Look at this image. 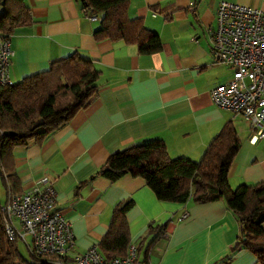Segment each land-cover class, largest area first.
Listing matches in <instances>:
<instances>
[{
	"label": "crops",
	"instance_id": "0c3cea01",
	"mask_svg": "<svg viewBox=\"0 0 264 264\" xmlns=\"http://www.w3.org/2000/svg\"><path fill=\"white\" fill-rule=\"evenodd\" d=\"M224 1L264 11V0H131L130 17L143 19L163 41L161 51L143 54L122 40L96 41L100 17L91 20L78 0H25L32 22L11 36L15 83L75 52L101 70L99 92L89 107L42 145L15 149L23 191L46 182L54 186L56 207L72 223L74 253L99 247L116 205L132 200L127 219L140 260L147 254L150 264H215L230 255L240 225L224 201H161L143 178L131 175L116 182L96 176L80 185L113 153L154 139L165 141L172 158L199 161L229 121L241 142L231 186L264 181V138L253 142L245 116L211 99V90L233 76L211 48L209 28ZM164 224L163 236L151 230ZM229 264H257V258L239 248Z\"/></svg>",
	"mask_w": 264,
	"mask_h": 264
},
{
	"label": "trees",
	"instance_id": "16d2710c",
	"mask_svg": "<svg viewBox=\"0 0 264 264\" xmlns=\"http://www.w3.org/2000/svg\"><path fill=\"white\" fill-rule=\"evenodd\" d=\"M78 1L90 15L100 17V26L94 31L96 41L122 40L137 45L143 54L163 49L157 32L147 27L143 19L130 17L131 0ZM1 6V34L11 37L17 27L32 22L25 0H0ZM100 76L101 70L92 59L75 52L53 61L48 70L26 76L14 85L0 84V179L7 197L10 192L23 191L15 165V149L42 145L80 110L89 107L97 98ZM240 145L232 121L223 126L199 161L185 156L172 158L165 141L154 139L113 153L80 185H87L96 176L116 182L131 175L143 178L161 201H224L239 221L240 234L230 255L215 264H229L239 248L251 251L257 264H264V181L237 188L229 181ZM132 205V200L121 201L114 209L109 230L99 243V250L107 260L129 253L132 241L127 213ZM2 207L0 200V264H56L51 257L32 252L30 259L22 255L18 239L7 237ZM151 230L163 236L166 224L152 226ZM140 262L150 264L148 255Z\"/></svg>",
	"mask_w": 264,
	"mask_h": 264
},
{
	"label": "built area",
	"instance_id": "2783aa9c",
	"mask_svg": "<svg viewBox=\"0 0 264 264\" xmlns=\"http://www.w3.org/2000/svg\"><path fill=\"white\" fill-rule=\"evenodd\" d=\"M96 20V15L90 16ZM212 53L233 69L232 78L211 90L213 103L245 116L250 139L264 138V11L250 5L221 2L216 25L209 28ZM14 51L11 37L0 33V84L14 85L10 64ZM57 192L50 182L22 192H10L3 204L8 239L28 242L37 256L51 257L56 264H141L131 244L126 257L107 260L98 246L74 253L72 223L56 207ZM186 214L184 217H187Z\"/></svg>",
	"mask_w": 264,
	"mask_h": 264
},
{
	"label": "rangeland",
	"instance_id": "374dc122",
	"mask_svg": "<svg viewBox=\"0 0 264 264\" xmlns=\"http://www.w3.org/2000/svg\"><path fill=\"white\" fill-rule=\"evenodd\" d=\"M1 10V8H0ZM6 189L4 187V185L2 184V181L0 179V200L2 203H5L6 201ZM28 242H25L24 240L22 239H19L18 240V245H19V248L21 250V253L24 257L30 259L31 258V249L29 247V244H30V239L28 238L27 239Z\"/></svg>",
	"mask_w": 264,
	"mask_h": 264
},
{
	"label": "water",
	"instance_id": "95a60500",
	"mask_svg": "<svg viewBox=\"0 0 264 264\" xmlns=\"http://www.w3.org/2000/svg\"><path fill=\"white\" fill-rule=\"evenodd\" d=\"M6 133H8V132H6ZM10 134H12V135H13V134H14V132H10Z\"/></svg>",
	"mask_w": 264,
	"mask_h": 264
}]
</instances>
